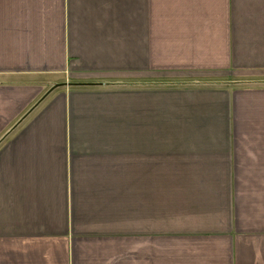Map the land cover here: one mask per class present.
I'll return each instance as SVG.
<instances>
[{"label": "crops", "instance_id": "1", "mask_svg": "<svg viewBox=\"0 0 264 264\" xmlns=\"http://www.w3.org/2000/svg\"><path fill=\"white\" fill-rule=\"evenodd\" d=\"M0 264H264V0H0Z\"/></svg>", "mask_w": 264, "mask_h": 264}, {"label": "rangeland", "instance_id": "2", "mask_svg": "<svg viewBox=\"0 0 264 264\" xmlns=\"http://www.w3.org/2000/svg\"><path fill=\"white\" fill-rule=\"evenodd\" d=\"M176 80H178V79H172V78H170V80H167V79L166 80H161V82L163 83V84L162 83L161 84L163 86H165V84H166V86H168V85H170L169 83H173ZM226 83H225L226 86H228L230 88H234V89H237V88H247V87H250V86H254V84H256V83L252 84V82H250L248 80H244V79H233V78L232 79L229 78L228 80H226ZM178 85L179 84L177 83L176 86H178ZM258 85H261V82ZM50 89L51 88L48 86L47 87V91L50 90Z\"/></svg>", "mask_w": 264, "mask_h": 264}, {"label": "water", "instance_id": "3", "mask_svg": "<svg viewBox=\"0 0 264 264\" xmlns=\"http://www.w3.org/2000/svg\"><path fill=\"white\" fill-rule=\"evenodd\" d=\"M64 85H66V84H64ZM59 86H61V85H57V86H55L54 88H57V87H59ZM54 88H53V89H54Z\"/></svg>", "mask_w": 264, "mask_h": 264}]
</instances>
